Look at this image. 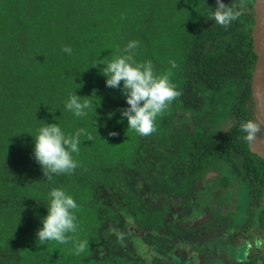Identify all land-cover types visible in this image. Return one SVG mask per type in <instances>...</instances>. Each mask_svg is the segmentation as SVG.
<instances>
[{
	"label": "trees",
	"instance_id": "obj_1",
	"mask_svg": "<svg viewBox=\"0 0 264 264\" xmlns=\"http://www.w3.org/2000/svg\"><path fill=\"white\" fill-rule=\"evenodd\" d=\"M215 2L0 0V264H181L175 252L187 230L196 232L195 191L210 167L220 173L216 182L229 188L231 175L250 191V220L226 224L228 243L235 229L245 233L235 242L244 257L226 264H264L258 249L247 250L257 239L244 231L264 227V161L243 133L257 123L255 0H223L241 13L226 27L208 15ZM133 40L135 60L151 61L179 93L149 136L127 129L117 111L127 107L120 91L91 68ZM171 60L177 67L169 71ZM76 92L93 105L82 118L64 108ZM44 122L65 134L84 130L73 172L46 178L31 157V136ZM52 188L76 201L77 231L66 244L41 245L36 232ZM79 241L87 246L75 255ZM139 242L160 258H143Z\"/></svg>",
	"mask_w": 264,
	"mask_h": 264
},
{
	"label": "clouds",
	"instance_id": "obj_2",
	"mask_svg": "<svg viewBox=\"0 0 264 264\" xmlns=\"http://www.w3.org/2000/svg\"><path fill=\"white\" fill-rule=\"evenodd\" d=\"M216 24L228 26L235 21L241 13L234 10L223 0H216L215 9L209 14ZM139 47V41H129L122 50V54L115 58L101 59L97 68L100 75L105 78L107 88L120 91L127 107L118 109L122 119L127 120V129L133 130L140 136H149L155 131L154 122L157 116L179 95L175 85L170 81L169 76L157 75L151 61L137 62L135 60V49ZM64 52L71 54V49L65 47ZM170 69H175L177 64L174 60L169 61ZM89 97H80L72 94L64 103L66 111L75 117H85L92 110V103ZM115 113H110L109 118ZM57 119V118H56ZM59 119V118H58ZM245 144L253 146L259 137L264 135V129L249 124L243 128ZM83 129H78L72 134H65L57 123L44 122L39 127L33 138L31 157L41 167L46 178L52 175H60L73 172L77 162L72 154L79 152L81 135ZM110 136L118 135L116 132L109 133ZM91 139V136L88 137ZM78 205L74 198L59 188H52L48 192L47 215L41 219V226L36 232L37 242L41 245L50 241L59 244L68 243L72 237L69 233L77 231L75 209ZM87 241L73 243L75 255L85 251Z\"/></svg>",
	"mask_w": 264,
	"mask_h": 264
},
{
	"label": "flooded vegetation",
	"instance_id": "obj_3",
	"mask_svg": "<svg viewBox=\"0 0 264 264\" xmlns=\"http://www.w3.org/2000/svg\"><path fill=\"white\" fill-rule=\"evenodd\" d=\"M257 123L253 124L264 129ZM258 142L260 147L264 149V135L258 138ZM252 154L262 159L257 154ZM219 176L220 173L214 167H210L205 171L203 177L197 184L196 194L194 196L196 218L198 219L195 227L196 232L191 233V229H194L193 226L189 231H186L187 242H185V245L187 244L186 246L188 247L182 250L181 264H226L227 260L231 258L237 260V258L244 257V252L241 256L236 253L237 249L235 242H241L242 236L245 233L240 229H235L234 232L232 231L233 235L237 233L234 243H228L227 239L229 234L226 230L228 229L227 225L230 221L231 223L234 222V224L243 225L250 220L247 215V210L249 208L248 203L251 201L250 191L244 183H239L234 177H231V175H228V177L231 178L230 181L232 183H229V185H227L229 188H226V185L223 186L216 182ZM216 183L218 185H216ZM208 194L211 198H206ZM262 198L263 201L261 206H264V197ZM257 210L255 212L256 215L259 213ZM224 218L228 221L226 220L225 222ZM249 230L251 231L249 233L252 234L250 239L252 241L257 239V242L256 244L250 243L247 250L251 252L255 248L258 249L257 255L260 258L259 261L262 263L264 257V242H262L260 238L264 239V227L262 229H260V227H251L244 231ZM211 244H213V246H209ZM198 245L203 247H198ZM208 247H210V249ZM244 251L246 252V250ZM223 252L225 254L221 258L220 255Z\"/></svg>",
	"mask_w": 264,
	"mask_h": 264
},
{
	"label": "water",
	"instance_id": "obj_4",
	"mask_svg": "<svg viewBox=\"0 0 264 264\" xmlns=\"http://www.w3.org/2000/svg\"><path fill=\"white\" fill-rule=\"evenodd\" d=\"M254 19L252 38L257 60L252 74V96L257 122L264 128V0H255ZM249 149L264 160V149L260 147L258 140Z\"/></svg>",
	"mask_w": 264,
	"mask_h": 264
},
{
	"label": "rangeland",
	"instance_id": "obj_5",
	"mask_svg": "<svg viewBox=\"0 0 264 264\" xmlns=\"http://www.w3.org/2000/svg\"><path fill=\"white\" fill-rule=\"evenodd\" d=\"M188 212V210H187ZM262 242H264V239L260 238ZM217 244V242H216ZM138 245V244H137ZM187 245V244H186ZM184 246V247H180V248H177L176 250V255H181L182 256V250L185 248H187L188 246ZM209 246H213V244L209 245ZM198 247H201V245H198ZM203 247V246H202ZM201 247V248H202ZM138 251L139 253L142 255L143 254V258H145L146 260H153L155 258H160L158 252L154 251L153 249H150L149 247H145V246H142L139 242V245H138ZM210 249V247H208ZM210 251V250H209ZM238 252H241L242 250H239L237 249ZM145 253H148V255H144ZM224 252L220 255V257L222 258L224 256ZM241 256V254H240ZM171 259V258H170ZM161 260V259H160Z\"/></svg>",
	"mask_w": 264,
	"mask_h": 264
}]
</instances>
